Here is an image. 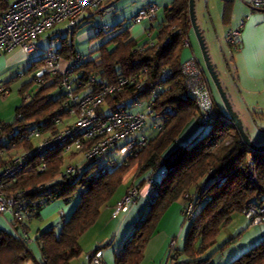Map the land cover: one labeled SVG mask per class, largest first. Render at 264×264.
<instances>
[{
  "label": "trees",
  "instance_id": "trees-1",
  "mask_svg": "<svg viewBox=\"0 0 264 264\" xmlns=\"http://www.w3.org/2000/svg\"><path fill=\"white\" fill-rule=\"evenodd\" d=\"M188 9V0H173L163 11V23L155 44L140 47L127 31L119 32L99 45L91 53V58H85V62L69 75L75 94L83 91L78 88V83H87L88 90L96 92L104 84H114L122 77L144 79L143 89L138 94L141 101L151 100L150 91L157 85L168 86L169 91L162 92L151 107L154 113L162 116L161 129L155 131L154 136L147 137L143 148L124 157L123 163L107 174L100 175L101 167H97V159H92L83 162L81 176L57 180L64 160L63 148H57L45 156L46 172L28 171L11 186V191L23 190L31 202L45 200L32 206L33 218L50 202L61 199L68 203L78 195L77 205L62 223L59 233L51 227L37 234L35 242L44 261L35 264H78L82 254L78 244L80 237L96 224L100 211L132 170L135 173L130 185L140 190L152 181L154 184L149 185L153 188V195L146 213L125 240L123 251L114 264H140L143 251L161 218L173 203L179 201L185 221L190 222L180 254L186 260H178L179 254L173 249L172 252L177 255V263L203 264L207 260L201 257L214 246L220 229L230 222L231 216L240 214L248 203L264 202V152L247 146L235 126L226 121H214L209 125L210 132L203 137L197 135L185 144L177 143L188 124L198 125L195 104L190 98L182 97L185 88L180 67L188 58L183 56V42L188 38L190 22ZM80 25L71 34L65 32L61 38L57 51L64 63H70L78 55L73 39ZM42 64L43 59L33 63L27 73ZM162 70H168L171 76L160 82ZM89 76H94L93 83L88 82ZM62 79L60 74L53 78L46 76L44 84L31 94L29 101L23 100L16 108L14 121L5 127L6 133L16 132L19 137L33 127L42 128V123L53 116H65L66 110L62 109L71 105L60 84ZM57 88L62 93L56 98L49 97ZM27 90V86L23 87L20 94L23 96ZM131 101V88L106 98V104L112 110L129 109L131 104L128 102ZM165 108L173 112L162 115ZM43 130H53V127H44ZM244 134L255 147L264 148ZM228 138L231 141L225 145ZM1 149L0 146V153ZM5 165L0 156V168ZM199 204L201 208L196 212ZM188 206L192 207V219L185 213ZM233 241L229 240L215 253ZM31 258L22 235L0 229V264H25ZM229 264H264V238Z\"/></svg>",
  "mask_w": 264,
  "mask_h": 264
},
{
  "label": "built area",
  "instance_id": "built-area-1",
  "mask_svg": "<svg viewBox=\"0 0 264 264\" xmlns=\"http://www.w3.org/2000/svg\"><path fill=\"white\" fill-rule=\"evenodd\" d=\"M112 1L114 0H15L13 2L0 0V54L9 53L15 48H20L25 54H35L38 52L36 40L41 35L62 23L65 24V32L71 34L87 15L101 13L104 6ZM248 6L252 12L264 13V0H250ZM156 14V5L148 4L138 11L133 23L140 25L144 21L153 22ZM242 27L243 21L237 28L229 30L224 37V42L234 51L238 49ZM96 29L97 33L113 30L105 23L98 24ZM183 46L185 49L190 48L188 39L184 40ZM42 56L43 64L36 68L32 82L41 87L46 76L49 78L58 74L63 76L60 84L67 92L71 105L62 109L66 110L65 116H53L42 123V128L33 127L27 134L19 137L16 132L6 133L7 124L0 123L2 147L0 156L6 162V165L0 168V215L6 216L11 227H19L24 235L27 227L25 224L35 214L32 206L44 203L45 200L31 202L25 197L23 190L11 191V186L19 176H23L28 171L46 172L45 156L57 148H63L64 155L73 154L76 158L80 157L78 162L70 163L65 167L59 179L81 176L83 162L101 158L110 151L124 158L134 150L143 148L148 140L147 135L143 133L148 121H152L153 131L161 129L162 116L151 110L154 100L162 92L169 91L168 86L157 85L150 91L151 100L141 101L138 99V94L143 89L144 79L122 77L114 84H104L96 92L89 91L87 83H78V88L88 91L82 95L75 94L74 84L68 80V77L86 59L77 55L63 68V61L57 50H48ZM180 70L185 88L182 97L190 98L195 104L198 110V125L207 127L214 121H226L234 126L216 106L209 81L193 54L181 64ZM170 76L168 70H162L158 81L163 82ZM94 81V76L88 77L89 83ZM129 88L133 89L130 108L138 111L131 112L124 108L112 110L107 106V97L115 96L116 93ZM9 92L10 89L0 81V96H6ZM29 93V91L24 93V102L29 101ZM171 112L173 111L170 108H165L162 115ZM49 126H52L53 130H43L44 127ZM138 134H141L139 139L136 138ZM8 137L9 139L6 140ZM116 165L115 161L110 160L106 167L100 169V175L107 174ZM148 183L154 184L152 181ZM137 195L136 188L128 190L113 209L112 217L128 212ZM185 213L190 219L194 217L191 206H188ZM241 214L250 224L264 227V202L246 204ZM172 248L173 244L170 246L168 259L174 260L172 264H181L176 262L177 255L172 252ZM81 258L78 264H106L101 248Z\"/></svg>",
  "mask_w": 264,
  "mask_h": 264
},
{
  "label": "crops",
  "instance_id": "crops-1",
  "mask_svg": "<svg viewBox=\"0 0 264 264\" xmlns=\"http://www.w3.org/2000/svg\"><path fill=\"white\" fill-rule=\"evenodd\" d=\"M9 1L13 2L15 0H9ZM115 1H117V0H114L110 3H115ZM249 1L250 0H233V1L205 0L204 4H205L206 15L208 17V22L210 24L209 28H211V30L215 36V40L221 46V48H220V51L222 54L221 56L223 57L225 62H227L226 61V54L229 52L231 53L230 58H228L229 59L228 65H229V69H230V67L233 69L231 74H235V76H236V77H234V81H233L234 84L236 83L234 89H236L237 93L241 89V90H244L246 93L254 94L255 90L250 89L251 87L252 88L253 87H256V88L259 87L262 90H264V13L263 12H252L248 6ZM162 2L164 3L163 8H162V15H163L164 9L168 6H170L171 3L173 2V0H171L169 3H166L165 0H162ZM110 3H108L104 6L101 13H95L93 15H87L81 21L80 28L83 25L90 23L91 21H94V19L99 20L98 24L105 23V22H103V19L105 17L107 10L109 9ZM154 5H156V7H157V14H156V18H155V20H157L158 16H159V10L160 9H159V6L157 4H154ZM218 12H219V17H218ZM155 20L153 22H155ZM241 21H243V27H242L241 33H240L238 49L236 51H234L224 42V37L229 30L237 28ZM153 22L144 21L140 25H135L133 23V25L131 27L125 28L124 30H121L122 24L117 23L114 25V29L120 28L121 31H118L117 33L122 32V31H127L129 33V35L131 36V38L134 39L135 42H137L138 46H140V47L141 46L142 47L143 46H149V45L155 44L157 42V34H158L159 30L161 29V26L163 23V17H162V22L156 28H155ZM117 33H115V34H117ZM44 34L47 35V36L46 35L45 36H46V45H48V47L44 48L42 46V44L40 43V38H38L36 40L38 52L35 54H30V55L25 54L20 50H15L14 52H12L13 51L12 50L11 52H9L10 54L9 53L0 54V76L3 75V77L1 78L2 79L1 82L6 87H8V89L11 90L12 87L14 86V88L17 89L18 93L20 94V90L23 87L27 86L29 83H31L30 75H28L26 73H25V77H23L22 80H20L19 78H16L14 73H13V75H10V74L7 75L6 73L9 72V70L13 66H15L16 64H18L20 62H24V61L27 62V60L31 57H33L35 59V58H37V56L41 55L40 59H39V61H40L43 58L42 54L44 52H46L48 50H58L60 44L57 46L56 49H54L53 45L56 42H61V38L65 36V24L64 23L59 24L54 29H52L49 32H46ZM200 34L203 37L204 32L202 31ZM98 36L101 37L102 35L100 36V33H98ZM110 37L111 36H107L103 40H108ZM187 39L189 41V37ZM203 39H204V37H203ZM204 42H206V39L204 40ZM189 43H190V41H189ZM97 47H99V46H96L94 49H92L90 51V55ZM190 50H191V44H190ZM183 51H184L183 56L186 58L187 57L189 58L190 52L188 51V49H184ZM191 54L194 55L193 52H191ZM78 55H80V54L78 53ZM80 56H82V55H80ZM66 65H67V63L63 62L62 67L64 68ZM28 69H29V66H28L27 70ZM237 84H238V86L239 85L240 86L238 87ZM246 86H248V87H246ZM210 88H211L216 106L218 107V109L223 114L227 115L226 110H223L222 108H220L219 104L216 102V99H215V96L213 93V89L211 86H210ZM32 90H33V87H31V89H28L27 91L31 92ZM87 91L88 90L80 91L79 94L82 95ZM228 101L232 107L233 112L238 116V119L242 123L243 129H244V124H243L244 121L242 120L240 112L238 111V108H240L241 102L235 101V103H232V101L230 99ZM130 104L131 103L128 102V105H130ZM19 106H17V107H19ZM255 106H257V107H255L254 111H252V112H253V114H255L254 116L256 117V119L254 120L253 115L251 114L252 123H253V127L256 128V131H259L261 133V131L264 132V129L259 128L258 124L262 121V119H261V115L259 113H257V110H260V109H257V108H259L258 104H255ZM244 107H245V105H244ZM16 108H15V110H16ZM133 109L134 108H129L128 110L131 111ZM15 110H14V112H15ZM195 121H196V119H195ZM68 122H70V121L68 120ZM0 123H4V121H1V119H0ZM146 135H147V137H150V136H148V134H146ZM260 146H264V141H262V144H260ZM79 160L80 159L77 157L74 160H72L71 163H76ZM110 160L114 161V159H112V157L110 159H108L107 161L109 162ZM103 167H106V165H103L101 168H103ZM128 177L127 176L125 177V179L122 183V186L117 190L116 194L108 202L107 206L104 207L100 211V216H101V213L103 212L108 217V219H111V220H118L122 217V219H123L122 221H124V223L126 221H128V223L131 225L132 222L135 220H138L137 221V223H138L143 218V215L146 213V211L150 205V199L153 195V188L149 184L143 185L139 191V194H138L134 204H132L129 207L128 212L120 213L118 216L113 218L112 212H113L114 207L117 205V203L124 196L128 185L131 183V180L129 181V179L131 177L130 178H128ZM263 198H264V196H263ZM40 211H39L38 215L34 218H39ZM61 213L63 214V217H64V213L60 212V214ZM4 217L6 219L5 221L8 223L10 228L8 230H6L5 228L0 227V229H3L7 232H10L13 235H15V233H16V234H20L23 237H25L19 227L16 226V227L12 228L10 223H9L10 222L9 219L6 216H4ZM98 220H99V218H98ZM234 221H236V222H234ZM137 223L135 224V226L137 225ZM131 226H133V225H131ZM230 226H233V228L231 230L232 232L229 233L228 235L224 234L225 233L224 231H226V229H228V227H230ZM189 227H190V222L185 221V217L182 213L181 201L173 203L169 207V209L165 212L163 217L161 218L160 222L158 223V226L156 228L155 233L152 235L150 241L146 245V247L143 251V258H142L141 263L142 264H172V262H174V260L168 259L171 244H173V248H172L173 251L174 252L176 251L177 255L179 254L178 260L185 261L186 258L180 254L183 251L184 244H185V238H186L187 232L189 230ZM48 228L45 227L44 230H46ZM44 230H42V231H44ZM28 231H29V228H27L26 234H28ZM40 231L41 230H37V232L35 234V238ZM222 233L224 235H226L223 238L224 241L223 240L220 241V238H219V237H221V235H223ZM233 234H235V235L238 234L237 235L238 239L235 243V245H237L236 246L237 248H235L227 256H224L221 259L219 258V256H217L216 259H220L219 263H217V262L212 263V257L216 256V253L212 252V251L215 250V248H216L215 251H217V249H219L223 244H225L226 242L231 240L232 237L235 236ZM229 235H230V237H228ZM226 238H229V239H226ZM263 238H264V227L263 226L250 224V222L247 219H245L241 213L238 214V216L232 215L230 218V222L226 226H224L220 229L218 237L215 240L214 246L205 255H203L201 257L203 260H207L203 264H226V263L229 264L228 262L230 260L231 261L235 260V258H237V256H238V254H240V253L243 254L244 252L248 251L253 246H255L257 243H259ZM78 244H79V242H78ZM37 246H39V245L37 244ZM229 247L230 246H227L224 249H226V250L231 249ZM226 250H224V251H226ZM221 251H219V252H221ZM39 252H40V250H39ZM30 253H31V251H30ZM208 253H210V254H208ZM206 255H208L207 258H205ZM103 256H104V252H103ZM104 260H105V256H104Z\"/></svg>",
  "mask_w": 264,
  "mask_h": 264
},
{
  "label": "rangeland",
  "instance_id": "rangeland-1",
  "mask_svg": "<svg viewBox=\"0 0 264 264\" xmlns=\"http://www.w3.org/2000/svg\"><path fill=\"white\" fill-rule=\"evenodd\" d=\"M166 3H169L171 0H165ZM205 0H194V15H195V20L198 28L200 31L204 32V40L206 39V42H204V46L206 49V52L209 56V60L213 68H215V72L218 75V79L220 81V84L225 91L226 96L228 100L230 99L232 103H235V101H240L241 105L240 108H238V111L240 112V115L242 117V120L244 121V132L250 135V138L252 139V142L254 144H262V141H264V132L261 131H256V128L253 127L252 123V116L253 119L255 120L256 117L254 116L253 112L255 107V104L259 105L260 110H257V113L261 115L262 121L258 124L259 128L264 129V90H262L259 87H251L250 89H254L255 93H246L244 90H241L237 93L235 88V84L233 83L235 74H231L233 69L230 67L229 69V59L231 56V53L226 54V61H224L223 57L221 56V51H220V44L215 40V36L209 28V22H208V17L206 15L205 11ZM148 4H157L159 6V16L158 19L155 20L154 26L155 28L162 22V8H163V2L162 0H117L115 3H110L109 9L107 10L105 17L103 19V22H105L108 26H110L113 30L110 32H105L101 37L98 36L96 26L99 22L98 19H94V21H91L90 23H87L83 25L78 32L75 34L73 42H74V47L75 50L82 55L84 58H91L90 51L94 49L96 46L101 45L102 43L106 42L107 40H103L107 36H113L115 33L118 31L124 30L125 28H129L133 25V19L135 15L138 13V11L143 8L144 6ZM218 11V10H217ZM218 17H219V12H218ZM190 21V19H189ZM117 23L122 24V28L119 29H114V25ZM188 37L189 41L191 44V50L190 48L188 51L191 53H194V56L197 58V61L204 71L205 76L207 77L210 86L213 89V93L216 99V102L219 104L220 108L225 110L224 105L220 99V96L216 90V87L214 86L210 75L206 71L205 63H204V57H203V51L200 46V42L196 36V33L194 32L193 28L191 27V24L189 22V27H188ZM49 32V31H48ZM200 32V33H201ZM50 34V33H49ZM46 34L42 35L40 38V43L42 46L48 47L46 45ZM64 35V34H63ZM202 37V38H203ZM63 38V37H62ZM60 44V42H56L53 47L54 49L57 48V46ZM208 47V48H207ZM15 50H20V48H15L12 52ZM23 52V51H22ZM24 53V52H23ZM10 54V53H9ZM40 56H37V58H29L27 62H20L13 66L9 72H7V75H13L15 74L16 78H19L20 80L25 77V73L30 75V80L31 83L27 85L28 89H31L33 87V90L29 93L33 94L34 92L37 91L39 88L37 84L33 83L32 80L35 76L36 69L32 70L30 73H27L28 66L30 67L33 63L39 61ZM227 63V64H226ZM227 65V66H226ZM2 76H0V81H2ZM236 79V78H235ZM238 86V84H237ZM240 86V85H239ZM238 86V87H239ZM249 86V85H248ZM246 86V87H248ZM62 93V90L57 88L56 91H53L51 94H49V97L56 98ZM23 102V96L18 93V90L12 87L10 90L9 94L6 96H0V119L1 121H4V123H12L15 118V108L19 105H21ZM245 105V107H244ZM132 112L138 111V109H133L131 110ZM152 126V121H148V125L146 129L144 130V134H148V136H154L155 131H152L150 128ZM211 130L210 126L200 128L199 125H196L195 123L193 124H188L181 134L179 135L177 139V143L179 144H185L189 142L193 137L199 135L200 138L203 137L204 135L208 134ZM141 134L137 135V139H139ZM231 141L230 138L226 139L225 145L229 144ZM122 143V142H121ZM119 143V144H121ZM74 155H64V160H63V167L62 171L65 169V167L71 163V160ZM73 157V158H72ZM114 159V161L120 165L123 163V158L120 156H117L114 151H110L107 154H105L103 157L98 158L95 163L97 164V167H102L103 165H108V159ZM80 159V157H78ZM90 164V163H88ZM130 174L127 175L129 181L133 179V174L135 173L134 170L129 172ZM60 174L56 176V178H59ZM60 180V179H57ZM128 180V179H127ZM131 184V183H130ZM128 185L127 190H130L132 188L131 185ZM47 185H49L47 183ZM137 189V188H136ZM138 194H139V189H137ZM125 192V194H126ZM124 194V195H125ZM138 196V195H137ZM78 202V195L73 197L68 203H65L63 200L58 199L50 202L46 206H44L41 211H40V216L39 218H33L30 221H28L25 226L26 229L29 228L28 234L24 235V240L28 249L31 251L32 258L30 262H26L25 264H35V262H40L41 261V256L39 252V248L35 242V234L37 230H44L45 227H53L55 229L56 233H59L61 230V225L64 221H66L72 211L75 209L76 205ZM115 208V207H114ZM201 208V205L199 204L196 208V212ZM114 211V210H113ZM60 212L64 213V217H60ZM235 216H238V214H235ZM240 216V215H239ZM116 217V216H115ZM5 217L3 215H0V227L5 228L8 230L10 227L8 223L5 221ZM122 217L118 220H111L108 219V217L105 215V213H101V216L99 217V220L96 221V224H94L88 231H86L79 239V246L82 250V254L79 258V262L81 261V257L84 256L87 253L93 252L96 248H101L102 251L104 252L105 256V263L106 264H114L116 257L119 256V254L123 251L124 243L125 240L128 238L130 233L133 231L135 228V224L137 223L138 220H135L132 222L131 226L128 221L124 223L122 221ZM236 222V221H234ZM124 223V224H123ZM130 225V226H129ZM132 227V228H131ZM233 226L228 227L226 231H224L226 235L231 233ZM132 229V230H131ZM127 231V232H126ZM131 231V232H130ZM223 234V233H222ZM221 235L220 241L223 240V238L226 235ZM235 235V234H233ZM238 235V234H237ZM237 235L233 236L232 239H234L233 243L230 244L229 248L231 249H223L221 252H216V256L212 257V263H219V260L227 256L230 252H232L235 248H237L235 245L237 241ZM218 237V236H217ZM216 237V238H217ZM230 237V235L228 236ZM222 238V239H221ZM229 239V238H226ZM225 239V240H226ZM224 241V240H223ZM234 244V245H233ZM216 250V248H215ZM213 250L212 252H215ZM226 250V251H224ZM225 252V253H224ZM210 254V253H208ZM241 255L238 254L237 258ZM217 256H219L220 259H216ZM208 255H206L205 258H207ZM235 258V259H237ZM234 259V258H233ZM233 261V260H232ZM231 260L228 262L230 263ZM142 264V263H141ZM227 264V263H226Z\"/></svg>",
  "mask_w": 264,
  "mask_h": 264
},
{
  "label": "water",
  "instance_id": "water-1",
  "mask_svg": "<svg viewBox=\"0 0 264 264\" xmlns=\"http://www.w3.org/2000/svg\"><path fill=\"white\" fill-rule=\"evenodd\" d=\"M188 6H189L188 12H189L190 24H191V27L193 28L194 32L196 33V36L200 42V46H201L202 51H203V57H204V63H205L206 71L210 75V78H211L214 86L216 87V90H217V92L220 96V99L224 105V108L227 112V115L229 116V119L233 122V124H234L235 128L237 129V131L239 132L243 142L245 144H247V146H249L255 150L264 152V148L255 147L248 140V138L245 136L242 123L239 121L238 116L233 112L232 107H231V105L227 99L226 93L220 84V81L218 79V75L216 74L213 66L210 63L209 56H208L206 49H205V46H204L203 38H202V36L200 34V30L196 24L195 15H194V0H188Z\"/></svg>",
  "mask_w": 264,
  "mask_h": 264
}]
</instances>
